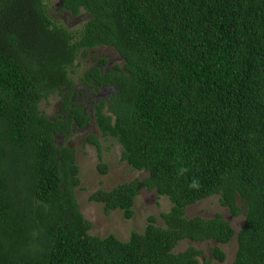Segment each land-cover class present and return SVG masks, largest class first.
<instances>
[{
    "label": "trees",
    "instance_id": "1",
    "mask_svg": "<svg viewBox=\"0 0 264 264\" xmlns=\"http://www.w3.org/2000/svg\"><path fill=\"white\" fill-rule=\"evenodd\" d=\"M0 0V264H215L192 243H228L221 213L187 216L212 195L243 213L232 264H264V0ZM67 13L69 17L59 15ZM63 17V18H62ZM73 19V20H72ZM113 48L122 62L93 54ZM86 59H88L86 61ZM97 100L94 121L75 98L72 74ZM60 95L49 115L42 101ZM95 126L122 145L121 159L147 175L99 188L105 214L134 215L142 188L171 207L127 240L91 233L66 139ZM87 141L97 147L96 132ZM191 185V187H190Z\"/></svg>",
    "mask_w": 264,
    "mask_h": 264
},
{
    "label": "rangeland",
    "instance_id": "2",
    "mask_svg": "<svg viewBox=\"0 0 264 264\" xmlns=\"http://www.w3.org/2000/svg\"><path fill=\"white\" fill-rule=\"evenodd\" d=\"M54 10L59 0H48ZM58 14V13H57ZM63 17H69L67 13H61ZM62 17V18H63ZM73 20V19H72ZM100 57L108 59V64L101 66L103 70L113 67L116 64H121L122 59L113 48H100L97 51H92ZM88 59H86L87 61ZM100 63L95 59L92 63L83 62L76 73L72 74L75 81L77 93L75 98L82 99V104L85 106L87 112L92 116L93 104L98 98H94L92 102L91 91L87 90L85 86L81 85L79 75L83 70L90 68L92 65H99ZM82 90L81 92H79ZM101 98L112 92L111 89L105 90ZM83 94V95H82ZM61 97L54 94L48 101H42L40 107L46 111L47 114L53 115L60 111ZM94 117L92 116V119ZM96 132L101 142L102 161L107 164L108 169L106 173H102L99 167L100 158L97 147L87 141V135ZM58 143L61 141L68 143L76 149L77 163L80 167V183L76 186V194L78 202L85 217L93 223L91 233L100 236H106L110 233L116 234L121 240H127L130 237L132 230L143 231L147 224V217L151 214L158 217L159 223H162L160 213L167 211L171 207V201L166 195H159L156 190H149L142 188L139 195L136 197L134 204V215L131 219L125 218L121 209H116L110 215L105 214L103 205L100 202L91 201L90 195L99 188L107 190L112 189L119 183L132 180L135 178H143L147 175L146 172L133 169L126 161L121 159L122 145L113 137H102L100 131L95 126V123L89 125L87 128H76L68 138L64 139L61 136L57 137ZM216 213H221L236 230V234L228 243H220L213 240L203 242H190L188 240L181 241L176 247V251L183 250L189 246L190 243L195 245L198 249L203 250V257L213 258L212 249L215 245H219L225 251V260L218 261L214 259L215 264H232L237 249V231L242 227L245 215H232L228 207L222 206L219 201V195H212L205 199L199 200L197 203L187 206L186 215L191 217L194 215H201L205 218L213 217Z\"/></svg>",
    "mask_w": 264,
    "mask_h": 264
},
{
    "label": "flooded vegetation",
    "instance_id": "3",
    "mask_svg": "<svg viewBox=\"0 0 264 264\" xmlns=\"http://www.w3.org/2000/svg\"><path fill=\"white\" fill-rule=\"evenodd\" d=\"M81 85H82V83H81ZM84 86V85H83ZM86 89L87 90H90L91 91V94H92V97H90V101L92 102V100L94 99V98H98V100H97V102H99L100 101V99H102L101 98V96L103 95V93H105L106 91L104 90H98V92H94V90H92V89H90V88H88V87H86ZM82 90H80L79 92H81ZM83 95V94H82ZM105 97H108V95H106ZM78 102H80L81 104H82V99H80V100H78ZM95 105H96V103H94L93 104V110L91 111V113H92V116L94 117V109H95ZM93 121H94V119H92ZM88 126H86V127H84V128H87ZM76 130V129H75ZM74 131V130H73Z\"/></svg>",
    "mask_w": 264,
    "mask_h": 264
},
{
    "label": "clouds",
    "instance_id": "4",
    "mask_svg": "<svg viewBox=\"0 0 264 264\" xmlns=\"http://www.w3.org/2000/svg\"><path fill=\"white\" fill-rule=\"evenodd\" d=\"M190 187H191V185H190Z\"/></svg>",
    "mask_w": 264,
    "mask_h": 264
}]
</instances>
